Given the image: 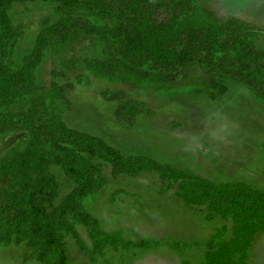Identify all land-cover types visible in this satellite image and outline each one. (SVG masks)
Returning a JSON list of instances; mask_svg holds the SVG:
<instances>
[{"label":"trees","instance_id":"16d2710c","mask_svg":"<svg viewBox=\"0 0 264 264\" xmlns=\"http://www.w3.org/2000/svg\"><path fill=\"white\" fill-rule=\"evenodd\" d=\"M27 2L48 3L53 9L43 18L31 51L17 62L13 53L22 32L11 24L8 10L13 3ZM260 33L247 23L213 15L195 0H0V107L27 99L21 111H0V134L21 132L26 138L0 161V245L24 243L42 264H67L64 238L69 234L90 255L91 264L106 248L130 246L121 230H101L83 205L106 182L99 167L103 163L113 176L154 172L160 193L176 186L175 194L186 205L205 208V220H229L231 237L222 238L225 226L215 229L206 241L203 264H245L253 237L264 231V189L126 155L100 137L67 126L59 102L64 95L42 91L36 71L50 49L94 39L102 43V55L66 58L60 62L64 71L81 68L97 79L165 87L197 66L238 82L264 106V44H256ZM100 95L115 104L113 118L126 127L152 112L145 101L121 90ZM51 165L75 184L56 205L59 186ZM75 224L85 226L91 247L79 239ZM134 245L148 247L145 241Z\"/></svg>","mask_w":264,"mask_h":264},{"label":"rangeland","instance_id":"374dc122","mask_svg":"<svg viewBox=\"0 0 264 264\" xmlns=\"http://www.w3.org/2000/svg\"><path fill=\"white\" fill-rule=\"evenodd\" d=\"M221 19H232L260 30L256 40L264 44V0H195ZM53 6L43 2L13 3L8 17L21 35L13 53L15 61L29 53L44 17ZM102 43L82 39L65 50L50 49L37 68L41 90H59L62 118L67 126L103 139L126 155H144L217 181H243L264 189V106L244 86L229 78L203 73L197 66L176 83L155 86L97 79L77 68L64 71L60 62L82 55L100 57ZM80 80L74 81L76 76ZM82 82V83H81ZM121 90L128 98L145 101L150 114H142L126 127L113 118L115 104L101 97L104 90ZM21 99L0 111H21ZM21 132L0 134V161L25 143ZM99 165L100 160L86 156ZM105 184L95 197L84 200V208L98 221L101 230H121L132 243L117 251H102L97 264H203L206 241L215 229L225 226L222 238L231 237L230 221L220 217L205 220L203 206L186 205L175 194L176 186L160 193L154 172L113 176L111 167L99 165ZM58 183V197L70 192L72 183L56 166L49 167ZM79 239L91 247L87 229L75 224ZM248 264H264V231L256 234ZM145 241L146 249L134 245ZM67 264H91L90 255L69 234L64 238ZM0 264H42L30 255L24 243L0 245Z\"/></svg>","mask_w":264,"mask_h":264},{"label":"crops","instance_id":"0c3cea01","mask_svg":"<svg viewBox=\"0 0 264 264\" xmlns=\"http://www.w3.org/2000/svg\"><path fill=\"white\" fill-rule=\"evenodd\" d=\"M258 233H259V232H258ZM258 233H257V234H258ZM256 236H257V235H255V236L253 237V241H254V239H255ZM253 241H252V242H253ZM251 245H252V244H251ZM250 247H251V246H250ZM249 251H250V248H249ZM249 259H250V256H249V252H248V258H247V261H246L245 264H248L247 262L249 261Z\"/></svg>","mask_w":264,"mask_h":264}]
</instances>
